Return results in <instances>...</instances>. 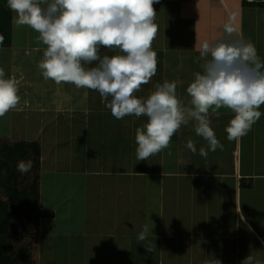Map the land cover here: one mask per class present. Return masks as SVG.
<instances>
[{"label":"crops","instance_id":"crops-1","mask_svg":"<svg viewBox=\"0 0 264 264\" xmlns=\"http://www.w3.org/2000/svg\"><path fill=\"white\" fill-rule=\"evenodd\" d=\"M243 1L212 0V7H204L196 6L192 0H170V15L167 10L165 15L161 14L164 7L157 9L160 3L154 4L158 13V33L152 49L157 54V71L149 83L135 93L137 98L146 99L155 91L156 84L169 81L176 84L177 98L188 105L190 96L186 89L195 74L203 72L200 45L204 40L212 42L223 38V25L230 19L239 36L251 42L261 61H264V0H254L253 4ZM165 2L167 4V0ZM203 3L206 5V2ZM202 15L214 19L213 26L208 25L204 31L199 29V17ZM13 25L14 19L11 22L12 32ZM215 25L220 32L214 30L213 35ZM24 27L23 35L19 36L20 42L15 39L14 32L11 34V45L4 48L6 56L0 61V66L6 70V77H15L23 83L19 87V105L0 117V122H4L1 131L11 142L36 141L39 144V188L41 172H58L63 163L66 165L64 157L60 160L56 157L57 147H62L64 143L81 150L83 158L77 161L71 153L67 169L62 171L94 175L102 182V188L98 189L99 197L95 200L86 199L97 212L95 219L87 215L92 213L87 210L88 203L81 208L91 222L82 228L78 237L83 233L92 237L91 243L105 242L107 253L112 247L116 249L120 246L123 251L121 256L127 264H218L217 260L220 264H241L243 260L240 258L244 254L258 257L259 264H264V243L261 242L264 241V105L260 107L262 115L251 131L234 141H229L225 132L234 115L231 110L221 108L217 114L210 110L211 127L223 149L209 151L206 158L199 155V149L204 147L207 150V142L195 133V122L190 121L172 137L168 148L145 161H139L136 157V129L142 127L148 118L125 116L118 120L102 103L98 92L45 80L38 63L46 46L38 41L36 31ZM196 33L206 38H200ZM105 54L111 56L115 53ZM33 76L34 79L31 78ZM90 137L99 141L94 159L97 168L94 170L83 165L89 163L86 141ZM189 139L195 143V154L186 146ZM100 177L109 181H100ZM123 177H127V185L124 184L121 190L119 180ZM85 178V182L100 186L97 181ZM146 180L150 182L147 186ZM151 182L160 195L168 188L176 189L177 211L174 214H177V220L171 214L175 208L169 207L170 213L167 208L168 204H175L174 199L164 196L161 205H164L165 211L155 222H150V210H146V203H151V196L147 195L152 189ZM101 191L103 199L100 198ZM70 197L67 196L68 205ZM224 212L229 218L227 225L223 226L219 220L227 219ZM195 213L202 217L195 216ZM210 220H213L211 225H216L213 248L202 244L208 236L204 234V227L209 225ZM197 223L202 225L201 230L196 229ZM144 225L152 228V234L147 236L151 238L147 243V248L152 249L150 257H145L138 249L144 241L132 240L138 237ZM168 229L170 233L174 231V236L168 234ZM48 234L54 235L55 232ZM172 238H175V244L165 242V239ZM100 249L97 245L98 252ZM152 252H157L154 258ZM101 256L104 260L107 255Z\"/></svg>","mask_w":264,"mask_h":264},{"label":"clouds","instance_id":"clouds-1","mask_svg":"<svg viewBox=\"0 0 264 264\" xmlns=\"http://www.w3.org/2000/svg\"><path fill=\"white\" fill-rule=\"evenodd\" d=\"M160 0H7L15 13L17 27L28 26L38 33L46 48L38 63L45 80L73 84L99 93L102 103L116 119L146 116L147 122L136 129V157L145 161L168 148L182 125L195 122V133L208 145L199 149H223L211 127L210 110L221 108L234 114L225 128L229 141L239 140L260 119L264 105V61L255 46L239 36L230 19L223 25V38L204 40L200 45L203 72L196 73L186 89L188 105L176 95V84H156L146 99L137 98L141 86L157 71V54L152 43L158 33L157 12ZM5 37L0 35V45ZM105 52H114L109 56ZM21 101L18 81L6 78L0 67V117ZM187 148L197 153L189 139ZM169 155L171 153L169 152ZM31 160L19 161L17 171L28 173ZM152 228L143 226L138 241H144ZM264 243V241H261ZM151 252V248H146ZM218 264L220 261L217 260ZM241 264H259L248 255Z\"/></svg>","mask_w":264,"mask_h":264},{"label":"rangeland","instance_id":"rangeland-1","mask_svg":"<svg viewBox=\"0 0 264 264\" xmlns=\"http://www.w3.org/2000/svg\"><path fill=\"white\" fill-rule=\"evenodd\" d=\"M186 1V0H185ZM196 6H209L212 7V0H192ZM170 0H167V4L165 0H160L159 8L157 9H163L161 7H164L163 10H161V14L165 15V12L167 10L168 15H170V7L169 3ZM203 2H206V5H204ZM167 6V9H166ZM194 6V5H193ZM216 6V5H215ZM214 6V7H215ZM155 9V7H154ZM215 14L218 13V11H214ZM195 15H197V9L195 8L194 11ZM208 14H212L210 11H207ZM158 14V13H157ZM15 17V13L10 10V19L11 22ZM214 19H208L206 16L202 15V17H199V23L201 22L199 29L200 31H204L208 25L213 26V21ZM217 25V24H216ZM215 27L212 28V33L214 35V30L218 31ZM13 32L10 28L11 34L15 35V39L20 42V35H23V32L25 30L24 26L17 27L14 23L12 26ZM220 32V31H218ZM200 38H206L202 34L196 33ZM212 36V35H211ZM199 38V39H200ZM16 42V41H15ZM5 51L4 48L0 50V61L1 59H5ZM3 62V61H2ZM4 63V62H3ZM2 67V66H0ZM4 68V67H2ZM15 68V67H14ZM12 69V68H11ZM28 73H31V70L28 68ZM30 77V76H29ZM8 78V77H6ZM15 78V77H14ZM34 79V76L31 77ZM36 78V77H35ZM23 83L19 80L18 81V88L22 86ZM5 120V119H3ZM2 123V121L0 122ZM4 122L1 124L3 125ZM17 126V131H19V123L16 124ZM6 141L8 140L7 137H0V141ZM53 140V139H52ZM51 141V140H47ZM83 140L81 144L83 145ZM87 142V147H88V154L89 155V163L85 162L83 165L87 169L94 170L97 168L96 165V159L95 155L96 150L99 149V141H96L95 139H92L91 137L88 138ZM82 149V148H81ZM58 154L57 158L58 160L65 159V164L67 165V162L69 161L70 154L73 153V158L77 161H80V158L82 157V153L79 152L81 151L78 147L77 148H72L69 144L65 145L63 143L62 147H57L56 148ZM65 152V156L64 153ZM67 154V155H66ZM59 155V156H58ZM47 160V159H46ZM48 161V160H47ZM63 165L60 166V170L58 172H55L54 170L52 171H45L40 173V188H39V194H40V200L39 203L37 204V207L42 209V208H48L54 211L55 216L53 218H44L39 220V234L36 236L33 233H29L27 235L19 236L16 237L10 242L11 248L10 250H16L19 247L25 245L28 247V258L20 262V264H127L125 261L126 259L121 256L123 255V251L119 248L114 249V247L111 248V251L107 253L105 246V242H99V243H91L92 242V237L90 236H84L83 233H81V237H78L82 228H85L88 223H90V218L87 219L85 216L87 213H83L82 211V206L85 203H88L92 200H95V198L99 197V194L97 193L98 189L102 186V182H99L97 180V177L94 175H84L81 172L77 173H66L65 171H62V169H67V166ZM20 175V174H18ZM88 181H97L96 183H99L100 186H94V183L92 182H85L86 178ZM30 180V179H29ZM100 181H109L106 177H100ZM120 182V189H123L124 184L127 185V177H123ZM149 180H146V186L150 183H148ZM153 182V181H152ZM151 182V183H152ZM95 183V184H96ZM28 184V180L20 183L18 187H26ZM154 184H151V191L150 195L151 196V203L149 204L148 201L146 203V210H150V217H151V223L156 221V218L160 217L163 214V207L164 205H161V198L164 196L173 198L175 201L174 203L168 204L167 208L173 206L175 209L174 211L171 210V214L173 219L177 220V214L176 213V189L174 187L168 188L167 191H165L164 194L160 195L158 192L157 187H152ZM85 188V189H84ZM102 188V187H101ZM171 193V195H167V193ZM6 191L0 187V198L4 199ZM128 194L129 191H128ZM71 195V199L69 201V205L67 204V196ZM103 192L101 191V196L100 198L103 199L104 197L102 196ZM86 199H88L86 202ZM148 198H146L147 200ZM87 210L92 212L91 214H87L90 216L92 219H95L96 217V210L92 208V205L89 206V203L86 204ZM225 205H228V203H225ZM162 206V207H161ZM220 206V205H217ZM169 213H170V208H169ZM223 214V212H221ZM198 213H195L194 215L197 217H202V215H197ZM224 215L227 219H220L219 222L224 226L227 225L228 221V214L224 212ZM207 217V216H205ZM205 220H202L201 222H204ZM213 220H210V223L208 226L204 227L206 235H208L205 240H202V244L204 243L203 246H211L212 248L214 247L213 244L215 243L214 240V234L216 230V225H211ZM199 222V221H198ZM199 222V223H201ZM218 220L216 223H218ZM23 220L18 218L15 221V229L20 231V229H23ZM197 225L195 226L197 230H201L202 225ZM220 224V225H221ZM221 225V226H222ZM222 226V227H223ZM264 227V225H263ZM49 232H55L54 235L48 234ZM174 231L170 233L168 229V234L173 235ZM202 235V234H201ZM203 235V236H206ZM174 236V235H173ZM151 239V238H150ZM150 239L147 237L144 242L139 247V251L141 253H144L145 257H150L151 252L147 251V243L150 242ZM132 240H138L137 238L132 239ZM167 241H172L174 244L176 243L175 238L172 239H165V242ZM130 242V241H128ZM115 244V243H114ZM97 245H99V249H103L98 252L97 251ZM157 252H152V258H154L155 254ZM103 255H107L106 259H102ZM113 254V255H112ZM248 254H244V257L240 258L243 260L245 257H247ZM255 257L254 255H252ZM169 256H167L168 258ZM165 257V259H167ZM257 261L258 257H255ZM197 260V259H195ZM168 262V260H167ZM260 263V262H259Z\"/></svg>","mask_w":264,"mask_h":264},{"label":"trees","instance_id":"trees-1","mask_svg":"<svg viewBox=\"0 0 264 264\" xmlns=\"http://www.w3.org/2000/svg\"><path fill=\"white\" fill-rule=\"evenodd\" d=\"M243 2L255 3L254 0ZM10 28V9L7 0H0V35L5 37L0 48L10 47ZM1 124L0 137L5 138ZM39 158V144L36 141H0V187L6 191V198H0V264H20L25 261L28 258V247L23 245L15 251L10 250V242L23 234L33 233L37 236L39 220L54 217L53 210L37 207L40 200ZM22 160L33 162L32 169L26 174L17 171V164ZM26 180H28L26 187H18ZM18 218L24 222L22 224L24 228L20 231L14 226Z\"/></svg>","mask_w":264,"mask_h":264}]
</instances>
